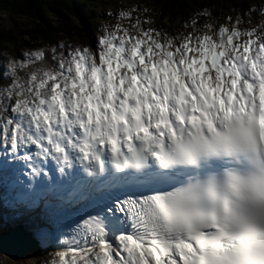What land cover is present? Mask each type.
<instances>
[{
    "label": "snow or ice",
    "instance_id": "1",
    "mask_svg": "<svg viewBox=\"0 0 264 264\" xmlns=\"http://www.w3.org/2000/svg\"><path fill=\"white\" fill-rule=\"evenodd\" d=\"M147 11L8 60L0 220L36 211L50 264H264V3L174 36Z\"/></svg>",
    "mask_w": 264,
    "mask_h": 264
},
{
    "label": "trees",
    "instance_id": "2",
    "mask_svg": "<svg viewBox=\"0 0 264 264\" xmlns=\"http://www.w3.org/2000/svg\"><path fill=\"white\" fill-rule=\"evenodd\" d=\"M82 0H0V12L12 14L25 19H32L34 26L21 31L11 28L0 32V52L10 51L16 46H26L32 49L45 48L64 43L65 45L92 47L89 34L96 30L95 23L89 20L84 27L65 24L61 13L66 12L72 18L82 19ZM147 1L153 8L154 28L169 35L186 33L189 29L183 25L197 12L207 9L209 17L201 16L198 20L202 27L205 22L216 25L224 23L225 16L242 13L248 6L260 5L264 0H142ZM99 3L100 0H93ZM90 11V10H89ZM82 11V15H83ZM91 12L86 9L85 17ZM60 18L58 23L49 25L50 17ZM259 19L253 17V23ZM67 23V22H66ZM243 27H249L245 24ZM100 34V33H98ZM3 82L0 80V85Z\"/></svg>",
    "mask_w": 264,
    "mask_h": 264
},
{
    "label": "rangeland",
    "instance_id": "3",
    "mask_svg": "<svg viewBox=\"0 0 264 264\" xmlns=\"http://www.w3.org/2000/svg\"><path fill=\"white\" fill-rule=\"evenodd\" d=\"M81 3L84 6L82 10L84 12L83 15H82V11H80L82 19L78 20L74 17L72 18L68 13L62 12L61 20L65 24H73L79 27H84V25H88L89 20L95 23L97 31H94V33L91 32L89 34L93 45L95 44L97 38L103 34V29L105 26L111 28V26L117 23L116 17L118 13L122 10L129 11L132 8L148 9V11L143 14H141L140 12H132V16L139 15L141 19H145V18L151 19L153 23L144 24L143 27L144 28H154L153 26L154 25V17H153L154 11H153L151 4L148 3L147 1L142 2V0H100L99 3H95L93 2V0H82ZM262 3H264V1H262ZM86 9L88 10V12H91V15H90L91 18L85 17ZM109 13H111V15H109ZM59 19L51 16L49 18V25L58 23ZM120 23L124 26H127L128 21L121 19ZM33 26H34V22L32 19H25L22 17L14 16L12 14L0 12V32H7L11 28H14L16 31H21V30H25L28 28H32ZM184 34H187V32ZM72 47L75 48L77 46L72 45ZM33 50L35 49L26 47V46H21V47L16 46L14 48H11L10 51L0 52V73L6 70L9 59H12L15 57L22 58L23 53L25 51H33ZM65 51H67V48H65ZM1 81L3 82V84L0 85V88L6 86L5 81L4 80H1ZM52 256L53 255L49 254L48 252H40L39 254L36 255V257L31 258V259H25V261L24 260H21V261L4 260L3 263L5 264V262H9L10 264H26L28 262H34V261L40 262L44 257L46 258V257H52ZM0 258L3 259L2 257ZM0 262H2V260H0Z\"/></svg>",
    "mask_w": 264,
    "mask_h": 264
},
{
    "label": "bare ground",
    "instance_id": "4",
    "mask_svg": "<svg viewBox=\"0 0 264 264\" xmlns=\"http://www.w3.org/2000/svg\"><path fill=\"white\" fill-rule=\"evenodd\" d=\"M8 209H2L3 217L2 220H0V234L8 231L9 228L14 227L16 225L21 224L23 227V230H32L35 226L36 223H38L37 216L38 213L36 211H26L23 209H13L10 207H7ZM41 250L34 249L30 253H28L24 258H18V259H13L5 256L4 254L0 253V264H4L3 261H21L25 259H31L36 257L37 254L40 253ZM55 257H44L40 262H28L26 264H50V262L54 259ZM41 259V258H40ZM5 264H10L9 262H5Z\"/></svg>",
    "mask_w": 264,
    "mask_h": 264
},
{
    "label": "water",
    "instance_id": "5",
    "mask_svg": "<svg viewBox=\"0 0 264 264\" xmlns=\"http://www.w3.org/2000/svg\"><path fill=\"white\" fill-rule=\"evenodd\" d=\"M32 231L23 230L19 224L0 234V253L13 259L24 258L36 248Z\"/></svg>",
    "mask_w": 264,
    "mask_h": 264
}]
</instances>
